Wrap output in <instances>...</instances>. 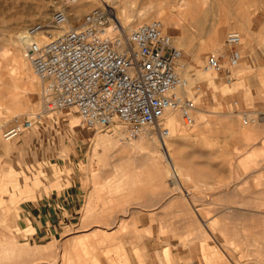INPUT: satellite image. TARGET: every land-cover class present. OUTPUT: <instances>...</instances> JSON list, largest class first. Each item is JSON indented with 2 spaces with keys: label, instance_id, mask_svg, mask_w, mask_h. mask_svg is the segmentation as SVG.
Wrapping results in <instances>:
<instances>
[{
  "label": "rangeland",
  "instance_id": "rangeland-1",
  "mask_svg": "<svg viewBox=\"0 0 264 264\" xmlns=\"http://www.w3.org/2000/svg\"><path fill=\"white\" fill-rule=\"evenodd\" d=\"M134 1L127 0L128 9L134 10L136 16L140 11L145 12L150 20L157 18L154 11L156 3L158 6L167 5L170 13L177 12L179 5V0ZM64 2L0 0V264H130L125 238L130 233H143L144 229L138 222L131 223L127 219L133 212V205L144 199L143 196L137 198L138 192L147 201H152L155 191L159 187H169L170 181L180 178L189 181L178 168L175 150L184 156L188 150H210L222 144L212 138L218 127L209 123L207 117L218 114L224 100L229 111L236 108L232 94L237 87L245 85L243 75L247 65L240 62L236 67L231 66L237 78L227 82L223 72L205 67L206 59L210 53L220 54L231 48L226 43L227 33L231 30L245 32L244 42L237 45L243 54H250L253 50V42L249 39L252 29L262 28L258 44L264 45V0H210L201 6V14L205 15L202 21L186 20V27L183 23L170 24V30L176 34L174 43L183 51L178 70L188 80L184 86L185 95L197 103L194 124L184 123L180 112V125L171 128L165 124L171 129L168 135L171 142L178 140L176 144L172 142L174 165L165 157L157 135L154 139L144 137L149 147L156 148L154 154L131 150L118 153L116 145L108 141L99 143L97 137L110 131L131 137L119 124L110 129L88 127L80 117L79 124L72 126L70 112L80 116L74 107L39 115L43 105L42 81L40 78L32 81L26 73H20L15 67L14 53L4 55L2 46L19 47V52L22 50L21 54L30 64L25 42H21L19 33L32 22L49 20L55 7ZM103 2L76 0L68 3L71 24ZM151 2L155 3L153 7L149 4ZM46 6L47 12L42 15ZM77 7L79 12L75 11ZM215 26H221L223 34L219 43L212 45L210 34ZM30 67L32 69L31 64ZM31 86L38 95L35 106L30 105L28 88ZM26 117L32 123L19 136L5 139L3 131ZM239 118L243 124L242 115ZM160 171L163 172L161 176ZM71 177L83 189L82 205L73 223L65 226L60 234L32 237L34 227L23 215L25 212L21 213L20 202L34 196L35 192V196L49 192L53 185H68ZM140 186L143 191L139 190ZM256 208L257 213L263 215L257 221L197 223V232L203 237L205 264H264V206ZM237 209L244 213L249 207ZM182 261L191 264L192 258H179L168 264H180Z\"/></svg>",
  "mask_w": 264,
  "mask_h": 264
},
{
  "label": "built area",
  "instance_id": "built-area-1",
  "mask_svg": "<svg viewBox=\"0 0 264 264\" xmlns=\"http://www.w3.org/2000/svg\"><path fill=\"white\" fill-rule=\"evenodd\" d=\"M64 1L49 20L32 22L23 32L29 61L43 84L39 115L74 107L88 127L110 129L119 124L131 137L149 131L160 139L170 133L161 123L168 110H179L188 125L195 122V99L177 91L187 84L178 70L183 51L160 19L137 24L126 32L104 1L74 26L67 4L76 0ZM241 41L240 31L227 33L229 46ZM238 59L237 50L210 53L205 67L223 72L231 82V66ZM242 117L247 123L262 118L263 113L243 111ZM31 123L29 117L16 121L3 131L4 138L19 136Z\"/></svg>",
  "mask_w": 264,
  "mask_h": 264
},
{
  "label": "crops",
  "instance_id": "crops-1",
  "mask_svg": "<svg viewBox=\"0 0 264 264\" xmlns=\"http://www.w3.org/2000/svg\"><path fill=\"white\" fill-rule=\"evenodd\" d=\"M260 29L250 32L249 39L253 42L250 54L241 53L237 45L226 52L237 50L239 59L234 67L241 62L247 69L243 75L245 85L232 94L236 108L229 111L224 100L220 103L222 110L207 117L209 123L218 127L212 138L222 144L210 150H188L184 156L175 150L178 168L189 181L181 178L170 181L169 187L155 191L152 201L138 192L137 198L144 199L133 205L127 219L138 222L144 229L143 233H130L125 238L130 264H168L179 258H192L191 264H205L203 237L197 232V223L257 221L263 217L256 208L264 206V45L258 44ZM226 58L223 57L225 62ZM236 78L234 72V81ZM243 111L263 113V117L241 124L239 115ZM172 142L176 144L178 140ZM76 182L71 177L68 185H53L47 193L35 196V192V197L23 198L19 207L34 227L32 237L60 234L73 223L83 199V189ZM139 190L143 191L141 186ZM242 206L249 210L242 213L237 209Z\"/></svg>",
  "mask_w": 264,
  "mask_h": 264
},
{
  "label": "bare ground",
  "instance_id": "bare-ground-1",
  "mask_svg": "<svg viewBox=\"0 0 264 264\" xmlns=\"http://www.w3.org/2000/svg\"><path fill=\"white\" fill-rule=\"evenodd\" d=\"M103 1H105V3L109 4L112 7L115 17L120 21L121 25L123 26V28H124V30L126 32L130 31L137 24L150 21V19H148L149 15L144 14L145 12L140 11L139 12V16H136L134 10H129L128 7H127V5H128L127 4V0H103ZM208 1H210V0H195V1L194 0H179L178 1L179 5L177 6L178 7L177 8L178 11L177 12H171V13L167 9V5L166 6H164V5L158 6L159 3L155 4L153 2H151L149 4L152 5V7H153L154 4L157 5L156 6L157 9L155 10V8H154V11H155V13L157 15V19H160L163 22L165 30L169 31V33H171L173 35L174 39H176V34L173 31H171L170 28H169L170 24L171 23L173 25H176L178 23L179 24H182V23L184 24V21H186V20H189V21L191 20V22L192 21L193 22L194 21L198 22V20L200 19L202 21L203 18H205V15H202L203 13L201 14V11L203 10L201 6H202V4L209 3ZM132 3H135V1L132 0ZM132 6H133V4H132ZM118 7H120V10L118 9ZM47 9H48V7L46 6L42 10V15H43V12L44 13L47 12ZM75 9H76L75 11H78V12L80 10L79 7L75 8ZM39 10H41V9H39ZM152 11H153V8H152ZM148 12L151 13L150 11H148ZM39 14H41V13H39ZM152 14H154V13H152ZM152 14H150V16ZM42 15H41V17H42ZM75 22L76 23H74L72 25H74V26L79 25L80 24V19H78ZM185 27H186V25H185ZM183 28H184V26H183ZM179 31H180V29H179ZM240 33H241V37H242V41H241V43H242V42H244L243 39L245 38V32H243V30L240 29ZM222 34H223V29L221 28V26H220V28L218 26H215L214 28H212V31H211V34H210V39H211L210 43L212 45L218 44L219 41L222 38ZM19 37H20L21 42L24 43L23 31H21L19 33ZM24 48H25V46H24ZM19 51H20L19 47H18V49L17 48L15 49V47H13L12 45L2 46V53L4 55H8V54H10L12 52L14 53L15 67L19 70L20 73H23V72L26 73L28 78L31 79L32 81H35L36 79H39L37 74L34 72L33 68L31 69V67H30L31 63L28 64V62L26 61L25 57L21 54L22 50H21V52H19ZM14 71H15V69H14ZM15 74L17 75L16 72H15ZM31 80H29V81H31ZM187 83H188V80H187ZM32 86L28 88V90H29V98H30V105L35 106V102H36V99H37L38 95H37V92L35 91V88L32 87ZM42 90H43V84H42ZM177 91L179 93H181V94H185L186 89L184 88V86H180V87H178ZM22 98H23V96H22ZM17 104H18V102H17ZM36 113H38V111H36ZM70 113H71L70 124L72 126H77L79 124V121H80V119H79L80 116L78 114H76L75 112H73V111H71ZM161 123L164 124V125L166 124L167 126H169L171 128H174V127L180 125L181 120H180V117H179V110H174V109L173 110H168L167 113L161 118ZM114 125H116V124H114ZM170 132H171V129H170ZM168 135L165 136L164 139H160L159 138V141L161 143L162 148L164 149L163 153H164L165 157L167 158V160L172 165H174L175 163H174V160H173L172 142H171V138H169ZM145 136H148L149 138L152 137V139L155 138V137H153L151 135V133L149 131H146V132L142 133L140 138H138V139H136L134 137H126L123 134L120 135V134H117L114 131H110V132H108L105 135H100L99 137H97L98 138L97 142L106 143L108 141L109 143H111V145H113V146L116 145V147H117L116 151L118 153L124 152L125 150H131V151H134V152L142 151V152H145V153L149 152L151 154H154L155 151H156V148L155 147H149L146 144V142L144 140Z\"/></svg>",
  "mask_w": 264,
  "mask_h": 264
}]
</instances>
